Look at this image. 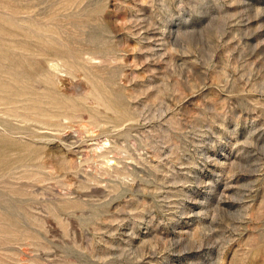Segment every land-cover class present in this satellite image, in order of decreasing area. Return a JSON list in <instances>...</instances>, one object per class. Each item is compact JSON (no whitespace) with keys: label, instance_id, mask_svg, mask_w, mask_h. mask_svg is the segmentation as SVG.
Here are the masks:
<instances>
[{"label":"rangeland","instance_id":"374dc122","mask_svg":"<svg viewBox=\"0 0 264 264\" xmlns=\"http://www.w3.org/2000/svg\"><path fill=\"white\" fill-rule=\"evenodd\" d=\"M0 264H264V0H0Z\"/></svg>","mask_w":264,"mask_h":264}]
</instances>
